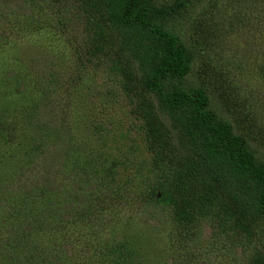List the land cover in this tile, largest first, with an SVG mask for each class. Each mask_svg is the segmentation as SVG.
Wrapping results in <instances>:
<instances>
[{
  "label": "rangeland",
  "instance_id": "1",
  "mask_svg": "<svg viewBox=\"0 0 264 264\" xmlns=\"http://www.w3.org/2000/svg\"><path fill=\"white\" fill-rule=\"evenodd\" d=\"M183 1L159 24L188 56L171 87L204 91L264 167V0ZM121 3L0 0V264H264V183L209 147L222 194L169 159L185 137L165 149L139 59H113Z\"/></svg>",
  "mask_w": 264,
  "mask_h": 264
},
{
  "label": "trees",
  "instance_id": "2",
  "mask_svg": "<svg viewBox=\"0 0 264 264\" xmlns=\"http://www.w3.org/2000/svg\"><path fill=\"white\" fill-rule=\"evenodd\" d=\"M121 5L119 13H113L110 19L131 31L139 30L137 38L141 40L134 42L130 38L131 31L121 35L118 44L120 50L116 47L112 51L113 59L127 64L129 51L139 59L144 91L154 99L156 108L170 114V128L163 127L165 149L172 146L170 137L173 135L185 137L184 142L189 145L185 156L178 157L164 149L169 159L176 164L187 165L192 157L196 172L221 193V178L204 152L205 147H209L224 162L240 169L250 183H264V167H255L248 138L242 133H234L233 126L227 121L215 122L213 115L203 110L208 102L207 94L200 89L185 94L171 87L173 81L186 75L189 69L188 56L184 54L177 36L162 29L159 24L180 15L185 10V2L176 0L171 5L155 8L151 0H122ZM259 203L260 211L264 212V192ZM240 213L239 220L244 221V212Z\"/></svg>",
  "mask_w": 264,
  "mask_h": 264
}]
</instances>
